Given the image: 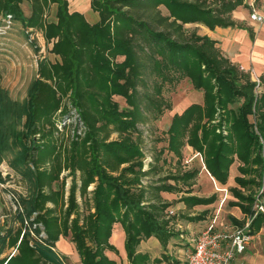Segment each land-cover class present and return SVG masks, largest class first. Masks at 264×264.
Here are the masks:
<instances>
[{
	"label": "trees",
	"instance_id": "16d2710c",
	"mask_svg": "<svg viewBox=\"0 0 264 264\" xmlns=\"http://www.w3.org/2000/svg\"><path fill=\"white\" fill-rule=\"evenodd\" d=\"M23 1L30 6L27 16ZM243 4L90 0L98 20L89 23L81 12L69 11L67 0H0L3 22L19 21L26 29L41 31L55 57L39 66L41 83L31 103L29 129L36 138L21 158L35 175L31 213L36 216L29 231L36 241L31 244L25 228H19L11 243H18L17 254L0 264H61L43 247L53 246L60 236L73 242L81 264H114L104 250L113 249L108 239L117 221L125 231L130 264L146 261L145 255L135 253L140 239L155 236L167 244L173 234L163 216L170 204L159 202L160 192L181 191L178 183L189 186L198 174L192 169L162 176L157 157L142 146V129L170 109L162 91L172 82L171 72L188 77L203 92V101L172 116L166 148L181 158L182 147L191 146L222 184L237 159L243 176L235 177L237 186L231 191L237 201L231 204L253 215L251 226L264 222V214L253 206V187L264 193V76H259L258 89L248 72L221 53L215 39L184 28L194 21L211 30L236 26L231 13ZM113 96H120L125 106L120 108ZM73 115L81 131L74 130L67 144L62 143L57 140L59 124ZM113 133L116 138L110 139ZM148 153L152 160L143 169ZM63 172L67 174L61 176ZM66 177L70 184L65 199ZM60 180L61 187L55 188ZM182 199L191 205L209 203L215 196Z\"/></svg>",
	"mask_w": 264,
	"mask_h": 264
},
{
	"label": "rangeland",
	"instance_id": "374dc122",
	"mask_svg": "<svg viewBox=\"0 0 264 264\" xmlns=\"http://www.w3.org/2000/svg\"><path fill=\"white\" fill-rule=\"evenodd\" d=\"M67 2L69 11L81 12L89 23H94L98 20V14L92 10L90 0H67ZM21 7L27 16L30 12L29 3L23 1ZM160 8L164 14H167L168 11L165 6ZM252 9L264 16V0H259L258 2L244 0V4L235 9L237 12L231 13L232 18L238 25L219 28H229L232 33L239 32L241 28L247 29L248 33V30L253 32L254 37L258 36L262 24L256 22H254V25L251 24L249 15ZM184 28L189 33L209 37L211 33L209 34L208 32L213 31L216 27L211 30L203 21H194L185 23ZM242 32L245 33L246 31L242 30ZM247 32V42L243 43L244 47H246L244 53L248 56L250 53L252 56L254 54L255 58L261 61L262 58L264 59V56H261V43L264 42V34L258 37V43L257 41L254 43ZM215 34H217L216 36L219 40L223 39V41L224 38L228 37V33H225V31L215 32ZM219 40L216 39V45L221 51L220 47L225 44ZM49 47L50 44L46 43L41 31L26 29L19 21L11 22V20H6L3 22L2 17H0V261L3 258L7 261L17 254L16 247L18 243L15 246H12L11 243L19 228H25L28 233L27 239L30 243L36 241L32 237L35 234H30L29 231L32 228L30 220L36 216V213H31V209H33L32 200L37 190L34 182L35 175L27 164L21 161V158L29 144L36 138L29 132L31 103L40 89L41 80L38 70L41 62L55 59L54 55L48 51ZM234 48L233 44H228L226 49L227 51H232ZM237 64L239 68L242 65L245 70L250 72L251 79L254 78L251 74V69H254L258 76H264V67L259 73L251 63L248 65ZM171 75L173 76L172 82L165 83L162 91V95L168 101L170 109L164 111L158 119L147 123V127L143 128L138 125L139 128H143L142 130L146 136L143 135L142 146L148 148L157 157L158 164L161 165L162 173L160 175L174 172L170 168L178 170L181 164H185L186 168H188L187 165L190 168H198V162H200L199 157L190 162L192 156L189 155V152L183 153L182 161H176L171 154L164 152L167 144L165 130L171 120L170 114L177 111L178 108L176 107L182 104L188 105L203 101V92L194 88L188 77L181 76L177 72H171ZM258 89H261V87L259 86ZM113 99L118 102L120 108L125 106L120 96H113ZM71 110L74 112L73 109ZM64 123L66 127H64ZM74 130H77V133L81 131L76 115L70 118H62V124H59L57 140L67 144ZM114 138H116L115 133L110 136V139ZM186 161L188 163H185ZM170 162H173L174 165ZM66 174L67 172H63L61 176ZM61 184L60 180L55 183L54 187L60 188ZM69 184L70 177H66L64 179L65 199L68 194ZM92 188L93 185L89 186V190ZM259 188V186L254 187L258 194L262 193ZM78 200L80 201V199ZM259 203L264 208V193L260 195ZM48 206H51V204L49 203ZM60 208L61 205L59 206L58 204V213ZM37 227L42 230L41 225ZM68 244L69 240L61 237L56 247L58 250H62ZM72 260L67 257V262H72Z\"/></svg>",
	"mask_w": 264,
	"mask_h": 264
},
{
	"label": "crops",
	"instance_id": "0c3cea01",
	"mask_svg": "<svg viewBox=\"0 0 264 264\" xmlns=\"http://www.w3.org/2000/svg\"><path fill=\"white\" fill-rule=\"evenodd\" d=\"M233 12L237 11L234 10ZM251 24L254 25V21L251 20ZM230 30L231 29L229 28L216 27L213 31L208 33H211L209 37L215 40H219L215 32L225 31V33H228V37L224 38V41L223 39L219 40L225 44L223 47H220L221 53L224 56L230 58L236 64H253L256 67V70L260 73L261 69L264 67V59L260 58V61L255 58L254 54L252 56L250 53L248 56L244 53L246 47H244L243 43L247 42V30L241 28L239 32L234 33H232ZM242 30L246 32L244 33ZM262 34H264V22L262 23L259 35L254 37L253 42L255 43L257 41L258 43V37H260ZM228 44H233L235 48L232 49V51H227L226 48ZM261 46V56H264V42L261 43ZM188 105L182 104L181 106L176 107L178 109L177 111L172 112V115L170 114L171 118L174 114H180ZM170 121L165 131H167ZM164 152L171 154L176 161H182L183 153L185 152H189V155L192 156L190 162L196 157H199L200 162H198V168H190L188 165V168H186L185 164H181V167L178 170H175V168H170L172 169L171 171H174L172 174H181L184 171L192 169H197L198 174L195 176V178L191 179V184L189 186L178 183L177 186L178 188H181V191L160 192L161 198L159 202H166L170 204L163 216L165 219H168L167 226L173 234L168 239L167 244L163 246L160 240L155 236L144 237L140 239L136 245L135 253L146 256V261L144 264H185L184 252L185 249L191 246V238L195 234L208 227H213V229H221L226 225L235 226L243 224L246 221L248 215L243 211L240 205L231 204L232 202L237 201V198L231 191L232 187L237 186L235 177L243 175L238 172L237 166L239 165V162L237 159H235L229 167L226 183L222 184L209 173L200 152L194 150L191 146L186 144L182 147L181 158H178L167 148L164 149ZM170 163L174 165L173 162ZM185 163L188 162L186 161ZM147 167L148 164H144L143 169H146ZM163 175L166 174H162V176ZM158 176L159 175H156V177ZM254 187L253 192H256V194L253 206H255V204L260 205L261 209H259V211L264 214V208L259 203V197L262 193L258 194V192L254 190ZM186 189H189L190 192H185ZM241 190L243 194L249 193V191L246 189ZM260 191L262 192V188ZM186 196H195L205 199L215 196V199L209 203H195L187 205V203H185V201L182 199ZM171 209L174 210V214L170 217H167V212ZM250 234L251 240L249 241L246 249L242 253L238 254L233 259L231 264H264V222H260L258 225L253 226H251L250 222ZM61 237L64 236H60L59 239L54 242L53 246L43 244V247L51 251V253L54 254L61 264H81L80 255L73 242L70 241L69 237H65L69 240V244L62 250L57 249L56 244L59 243ZM125 240L126 235L122 224L118 221L114 222L111 228V235L108 239V242L113 246V249L104 250V254L108 257V259L112 260L114 264H130V258L127 256L125 247ZM67 257L73 259L72 262H67ZM155 259H157L158 262H155Z\"/></svg>",
	"mask_w": 264,
	"mask_h": 264
},
{
	"label": "built area",
	"instance_id": "2783aa9c",
	"mask_svg": "<svg viewBox=\"0 0 264 264\" xmlns=\"http://www.w3.org/2000/svg\"><path fill=\"white\" fill-rule=\"evenodd\" d=\"M249 18L258 24H262L264 20V16L259 14L255 9H252ZM240 69L248 72L242 65ZM250 71L254 77L251 80L258 87L260 85V77L254 69ZM248 73L250 75V72ZM151 160V155L147 154L143 161L147 165ZM254 209L259 210L261 207L255 204ZM173 214L174 210L171 209L167 212L166 216L170 217ZM252 218L253 215H248L243 224L235 226L226 225L221 229L208 227L195 234L191 238V246L185 249V264H231L233 259L246 249L251 240L250 222Z\"/></svg>",
	"mask_w": 264,
	"mask_h": 264
}]
</instances>
